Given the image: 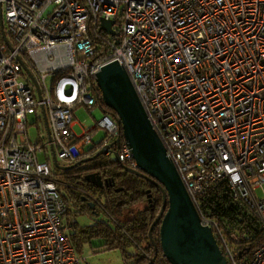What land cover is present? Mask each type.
Returning a JSON list of instances; mask_svg holds the SVG:
<instances>
[{
  "label": "built area",
  "instance_id": "obj_1",
  "mask_svg": "<svg viewBox=\"0 0 264 264\" xmlns=\"http://www.w3.org/2000/svg\"><path fill=\"white\" fill-rule=\"evenodd\" d=\"M99 18L112 20V34ZM111 61L126 71L226 264H264V240L233 260L203 201L222 187L264 233V0H0V264H80L61 223L49 144L70 162L92 143L91 129L72 131L73 110L100 108L94 74ZM100 110L95 150L119 139L117 161L134 168L119 124Z\"/></svg>",
  "mask_w": 264,
  "mask_h": 264
},
{
  "label": "water",
  "instance_id": "obj_2",
  "mask_svg": "<svg viewBox=\"0 0 264 264\" xmlns=\"http://www.w3.org/2000/svg\"><path fill=\"white\" fill-rule=\"evenodd\" d=\"M111 24L112 20L99 18V29L108 34L113 33ZM1 37L11 49L2 32ZM17 61L39 98L34 76L20 58L17 57ZM94 80L103 105L115 114L121 137L135 162L134 169L122 168L150 181L161 193V204L147 228L148 242L155 246L150 232L158 224V248L168 264H226L225 256L216 244L211 230L199 223L197 212L173 164L165 156V148L148 122L125 70L117 62L111 61L99 67L94 74ZM41 114L48 139L45 115L42 111ZM118 141L112 140L101 146L92 156L80 161L107 154L106 150L111 144H115L117 149ZM50 151L51 163L56 169L65 170L80 162L69 166L58 165L51 146ZM112 154L116 159V151ZM92 177L95 178L94 181ZM83 179L102 187V180L97 173H85ZM147 202H150V198H147ZM149 260L146 264H150L153 257Z\"/></svg>",
  "mask_w": 264,
  "mask_h": 264
},
{
  "label": "trees",
  "instance_id": "obj_3",
  "mask_svg": "<svg viewBox=\"0 0 264 264\" xmlns=\"http://www.w3.org/2000/svg\"><path fill=\"white\" fill-rule=\"evenodd\" d=\"M98 48L103 49L101 43H99ZM98 93L99 91L95 89L98 105H100V108L103 106V110L116 120L115 114L111 109L103 105L98 97ZM96 145L97 142H92L83 150L82 155H76L74 159L80 161L92 156L96 151ZM77 161L70 163V165ZM122 167L128 168L127 164L120 163L117 159L109 158V154L107 153L80 161L72 166L70 170L62 172L63 179L69 191L74 193L75 198H73L78 205L79 201L82 200L88 202L94 192L101 194L104 197V205L98 201L96 202L110 218L106 220L97 218L90 225H74L75 228L69 234V238L73 241L78 240L82 242L94 238L101 239L102 243L100 246H105L104 249L117 248L120 250L123 260L122 264H146L150 257L161 255L158 243L155 242L157 225L150 232L151 238L156 244V252L150 249L151 251L148 255L144 246L149 244L147 228L153 219V214L159 209L161 193L156 185L138 175L127 172ZM97 168H99V171L93 173L99 175L102 184L105 181L108 182L106 185H102V187L94 186L83 179L85 173ZM62 197L66 203L68 198L66 196ZM147 198H150L149 203L147 202ZM203 201L209 207L211 216L216 220L220 236L225 242V246L231 251L233 260L245 261L253 249L264 240V233L260 227L258 217L247 210L242 203L230 199L222 187L204 197ZM93 204L90 207L91 211H93ZM82 209L89 211V206L84 203L81 205L80 211ZM66 212H71L68 207ZM231 233L235 236V240L229 239V234ZM126 242L135 244L139 250L130 254L125 253L126 251L122 245ZM218 247L224 254L219 242ZM158 264L168 263L163 259Z\"/></svg>",
  "mask_w": 264,
  "mask_h": 264
},
{
  "label": "rangeland",
  "instance_id": "obj_4",
  "mask_svg": "<svg viewBox=\"0 0 264 264\" xmlns=\"http://www.w3.org/2000/svg\"><path fill=\"white\" fill-rule=\"evenodd\" d=\"M44 83L48 87L51 83V76H46L44 78ZM67 90V88H66ZM101 110L97 106L93 107L90 111L86 110L83 106H78L73 110V125L72 131L77 135L80 134L83 130L87 129L89 126L91 127L93 123L101 117ZM33 116H27V121L29 125L27 126V133L29 135V139L34 141L36 139L35 136V125L31 122L33 121ZM38 129H42V125L39 124ZM103 135V131L101 129H96L94 133L91 135L92 142H96ZM57 163L60 165L67 163L65 160L56 159ZM52 180L55 181L56 188L58 192L62 196H66L68 198L67 206L70 208L73 214H68V219L70 221H74L78 226H84L87 224H91L93 219L96 216L91 213V209L88 210L82 209L80 211V207L82 204L87 202L79 201V205L74 201V193L69 191L67 185L64 183L61 173L56 168H52ZM94 197L97 201L104 205V197L101 194L93 193ZM74 197V198H73ZM157 214V213H156ZM103 213H101L102 217ZM154 218V216H153ZM102 243L101 239H90L88 241H74V246L77 251V254L80 257V264H122V255L119 249H104L100 244ZM125 249V253H134L138 251V246L131 242H126L122 245ZM143 247V245H141ZM153 257V256H152ZM150 261V260H149Z\"/></svg>",
  "mask_w": 264,
  "mask_h": 264
},
{
  "label": "crops",
  "instance_id": "obj_5",
  "mask_svg": "<svg viewBox=\"0 0 264 264\" xmlns=\"http://www.w3.org/2000/svg\"><path fill=\"white\" fill-rule=\"evenodd\" d=\"M87 129H91L92 130V133H94V131H95V129L93 128V125L90 127H88ZM101 138V137H100ZM99 138V139H100ZM98 141V140H97ZM96 141V142H97ZM85 149H86V147H85ZM57 162V161H56ZM70 163L71 162H69V161H67V163H65V164H62V165H66V166H69L70 165ZM58 165H60L59 163H57ZM50 165H51V170H52V168H54L53 166H52V163H51V159H50ZM71 168V167H70ZM70 168H68V169H65V170H59L58 169V171L61 173V175H62V178H63V171H67V170H70ZM63 181H64V183L66 184V182H65V180L63 179ZM68 188V187H67ZM91 199V200H90ZM89 200H88V206H89V208H90V205H91V202L92 203H94L93 204V208H92V210L93 211H91V213H93L95 216H96V218H94L93 219V222H95V220L97 219V218H100V219H102V220H106V219H110L109 218V216L107 215V214H105L104 212H103V210L101 209V207H100V205L99 204H97V199L94 197V194L92 195V197L90 198ZM78 205V204H77ZM68 207V206H67ZM69 208V207H68ZM70 209V208H69ZM91 209V208H90ZM71 211V210H70ZM101 213H103V215H102V217H101ZM68 214H73L72 213V211L71 212H69V213H65V215H63V217L61 218V223H62V226L64 227V230H65V232L69 235L71 232H72V230L75 228V226L74 225H76V226H78L77 225V223H75L74 221H70L69 219H68ZM92 222V223H93ZM91 223V224H92ZM87 225H90V224H87ZM94 239H96V238H94ZM71 241H72V244H73V247H74V249H75V244H74V241L71 239ZM75 252H76V255L78 256V258L80 259V257H79V255L77 254V251H76V249H75ZM127 264V263H126Z\"/></svg>",
  "mask_w": 264,
  "mask_h": 264
},
{
  "label": "flooded vegetation",
  "instance_id": "obj_6",
  "mask_svg": "<svg viewBox=\"0 0 264 264\" xmlns=\"http://www.w3.org/2000/svg\"><path fill=\"white\" fill-rule=\"evenodd\" d=\"M111 141H109L108 143H110ZM107 143V144H108ZM114 151H116V153H117V149H116V147H115V144H111L109 147H108V149L106 150V152L109 154V158H114L113 157V152ZM78 159H74V160H72V161H70L71 163L72 162H74V161H77ZM99 171V168H97V169H94V170H92V171H89V172H87V173H90V172H98ZM91 179V178H90ZM89 179V180H90ZM95 180V178L94 177H92V181H94ZM88 183H91L92 185H94L92 182H90V181H87ZM108 182L107 181H105L104 182V184L106 185ZM104 184H102V185H104ZM95 186V185H94ZM157 213V212H156ZM156 213L155 214H153V216H155L156 215ZM157 226H158V224H156ZM157 236H155V242H157ZM155 242H154V245L155 246H152V244L151 243H149V244H147V245H144L145 246V248H146V253L149 255V253H150V249H153L155 252H156V244H155ZM155 247V248H154ZM138 250H139V248H138ZM127 264H129V263H127Z\"/></svg>",
  "mask_w": 264,
  "mask_h": 264
},
{
  "label": "bare ground",
  "instance_id": "obj_7",
  "mask_svg": "<svg viewBox=\"0 0 264 264\" xmlns=\"http://www.w3.org/2000/svg\"><path fill=\"white\" fill-rule=\"evenodd\" d=\"M115 62H116V61H115ZM119 66H120V65H119ZM120 67H121V66H120ZM125 72H126V71H125ZM125 144H126V143H125ZM119 145H120V141H118V147H119ZM50 146H51V145L49 144V148H50ZM51 147H52V146H51ZM118 147H117V149H118ZM99 148H100V147H99ZM99 148H98V149H99ZM98 149H97V150H98ZM131 169H132V168H131ZM133 169H134V168H133ZM52 174H53V170H52ZM52 174H51V176H52ZM51 178H52V177H51ZM64 203H65V202H64ZM65 206H66V209H67V205H66V203H65Z\"/></svg>",
  "mask_w": 264,
  "mask_h": 264
}]
</instances>
